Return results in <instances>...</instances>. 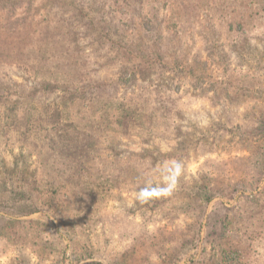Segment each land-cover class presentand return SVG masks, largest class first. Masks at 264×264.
Listing matches in <instances>:
<instances>
[{
	"label": "rangeland",
	"instance_id": "1",
	"mask_svg": "<svg viewBox=\"0 0 264 264\" xmlns=\"http://www.w3.org/2000/svg\"><path fill=\"white\" fill-rule=\"evenodd\" d=\"M0 264H264V0H0Z\"/></svg>",
	"mask_w": 264,
	"mask_h": 264
},
{
	"label": "clouds",
	"instance_id": "2",
	"mask_svg": "<svg viewBox=\"0 0 264 264\" xmlns=\"http://www.w3.org/2000/svg\"><path fill=\"white\" fill-rule=\"evenodd\" d=\"M185 170V163L172 159L163 172L157 169L160 182L146 181L145 185L139 189L136 199L142 203H147L153 198L170 196L179 184V180Z\"/></svg>",
	"mask_w": 264,
	"mask_h": 264
},
{
	"label": "trees",
	"instance_id": "3",
	"mask_svg": "<svg viewBox=\"0 0 264 264\" xmlns=\"http://www.w3.org/2000/svg\"><path fill=\"white\" fill-rule=\"evenodd\" d=\"M207 199H208V200H211V199H210V197H209V198H207Z\"/></svg>",
	"mask_w": 264,
	"mask_h": 264
}]
</instances>
